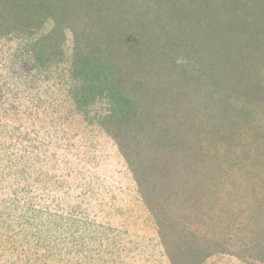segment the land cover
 <instances>
[{"label": "rangeland", "instance_id": "374dc122", "mask_svg": "<svg viewBox=\"0 0 264 264\" xmlns=\"http://www.w3.org/2000/svg\"><path fill=\"white\" fill-rule=\"evenodd\" d=\"M0 264H264V0H0Z\"/></svg>", "mask_w": 264, "mask_h": 264}, {"label": "trees", "instance_id": "16d2710c", "mask_svg": "<svg viewBox=\"0 0 264 264\" xmlns=\"http://www.w3.org/2000/svg\"><path fill=\"white\" fill-rule=\"evenodd\" d=\"M108 69L109 67L106 65H99L98 63H93V62L86 60L83 64V67L81 69H76L73 72V74L81 78L84 82L92 81V82H89V84L88 83L86 84H88L92 90L97 91V90H101L102 84L105 83V79H106L105 73H106V70ZM107 92H108V97L110 98V100H114L120 103L128 102L127 99L123 100V96L118 92L117 88L115 87H112V89L108 87ZM80 103L85 104L86 102H79V104Z\"/></svg>", "mask_w": 264, "mask_h": 264}]
</instances>
